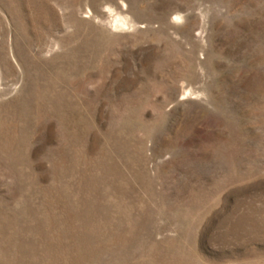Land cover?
Listing matches in <instances>:
<instances>
[{"label":"rangeland","instance_id":"obj_1","mask_svg":"<svg viewBox=\"0 0 264 264\" xmlns=\"http://www.w3.org/2000/svg\"><path fill=\"white\" fill-rule=\"evenodd\" d=\"M0 264H264V0H0Z\"/></svg>","mask_w":264,"mask_h":264}]
</instances>
